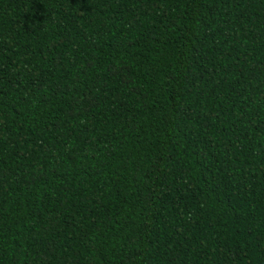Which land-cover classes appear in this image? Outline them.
<instances>
[{"label": "trees", "instance_id": "16d2710c", "mask_svg": "<svg viewBox=\"0 0 264 264\" xmlns=\"http://www.w3.org/2000/svg\"><path fill=\"white\" fill-rule=\"evenodd\" d=\"M0 264H264V0H0Z\"/></svg>", "mask_w": 264, "mask_h": 264}]
</instances>
